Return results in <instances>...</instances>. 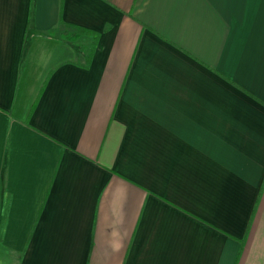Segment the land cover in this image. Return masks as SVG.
<instances>
[{
  "label": "crops",
  "instance_id": "0c3cea01",
  "mask_svg": "<svg viewBox=\"0 0 264 264\" xmlns=\"http://www.w3.org/2000/svg\"><path fill=\"white\" fill-rule=\"evenodd\" d=\"M0 248L264 264V0H0Z\"/></svg>",
  "mask_w": 264,
  "mask_h": 264
},
{
  "label": "trees",
  "instance_id": "16d2710c",
  "mask_svg": "<svg viewBox=\"0 0 264 264\" xmlns=\"http://www.w3.org/2000/svg\"><path fill=\"white\" fill-rule=\"evenodd\" d=\"M75 29H76V32H74V33L67 31V30L60 31V32H58L57 30H52L51 34L59 35L61 38L65 39V40H70V41H77L81 35H85L88 38L92 37L93 43L95 45V43L98 40V34L97 33L92 32L90 30H87L85 28H81V27H76ZM92 49H91V52H92ZM91 52L87 55L88 61L91 60V55H90Z\"/></svg>",
  "mask_w": 264,
  "mask_h": 264
},
{
  "label": "rangeland",
  "instance_id": "374dc122",
  "mask_svg": "<svg viewBox=\"0 0 264 264\" xmlns=\"http://www.w3.org/2000/svg\"><path fill=\"white\" fill-rule=\"evenodd\" d=\"M70 32H76V29H71L69 28ZM85 39H88L87 36L81 35L79 40L85 41ZM92 39L91 41H87L84 45L83 48L85 49L86 52H90L92 48ZM9 251V250H8ZM6 250H3L0 248V264H19V256L18 255H13V253H9Z\"/></svg>",
  "mask_w": 264,
  "mask_h": 264
}]
</instances>
